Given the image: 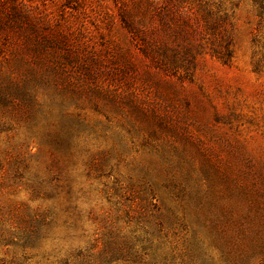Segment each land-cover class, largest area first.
I'll return each mask as SVG.
<instances>
[{"label":"rangeland","instance_id":"374dc122","mask_svg":"<svg viewBox=\"0 0 264 264\" xmlns=\"http://www.w3.org/2000/svg\"><path fill=\"white\" fill-rule=\"evenodd\" d=\"M35 5L58 42L0 47V264H264V0Z\"/></svg>","mask_w":264,"mask_h":264},{"label":"trees","instance_id":"16d2710c","mask_svg":"<svg viewBox=\"0 0 264 264\" xmlns=\"http://www.w3.org/2000/svg\"><path fill=\"white\" fill-rule=\"evenodd\" d=\"M49 24L50 20L35 5V0H0V47L22 48L27 44L41 46L53 40L58 42V36L47 28Z\"/></svg>","mask_w":264,"mask_h":264}]
</instances>
